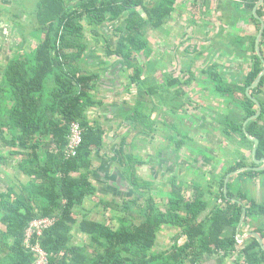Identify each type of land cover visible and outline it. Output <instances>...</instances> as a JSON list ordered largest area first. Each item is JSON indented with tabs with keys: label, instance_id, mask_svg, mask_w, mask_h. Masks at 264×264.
Instances as JSON below:
<instances>
[{
	"label": "trees",
	"instance_id": "trees-1",
	"mask_svg": "<svg viewBox=\"0 0 264 264\" xmlns=\"http://www.w3.org/2000/svg\"><path fill=\"white\" fill-rule=\"evenodd\" d=\"M178 1L37 0L30 13L32 23L37 24L32 36L42 35L41 41L30 49L23 33V41L15 45L17 52L5 63L0 82V163L8 165L11 159H19L17 169L24 177L22 181L17 176L19 183L11 181L6 191H0V264L36 263L38 254L25 245L26 232L34 220L46 217H56L58 222L33 241L48 254L49 264H200L206 256L233 258L237 264H264V249L256 237H247L243 244L237 240V228L246 211L245 225L252 222L251 232L264 241V201L253 198L246 185L260 177L264 180V170L242 172L229 181L227 192L225 189L228 175L250 166L246 155L233 151L239 159H232L207 186L174 176L164 193L166 184L157 186L153 180V186L147 185L139 175V168L147 161L135 149L137 140L155 138V99L166 100L174 112L187 107L188 103L176 101L187 96L183 88L197 79L191 67L185 66L188 79L167 76L161 85L148 86L151 75L159 71L158 64L151 61L155 52L149 35L163 31L169 24ZM199 1L194 0L202 9L206 0ZM225 2L218 0L217 5L235 8L231 15L224 14L228 19L223 21L225 25L233 28L242 16L249 15L254 34L228 33L231 39L225 44L226 50H221L222 55L250 60V68L243 76L231 71L224 74L223 66L214 63L203 75L208 77L212 94L227 106L215 119L218 129L232 143L245 145L252 152L254 143L244 125L258 112L247 89L264 68L255 48L261 29V21L254 14L259 0ZM7 5L0 1V22L11 12ZM258 15L264 18V4ZM17 18L14 13L10 21L24 32ZM87 27L92 36L86 35ZM105 28L111 29L115 43L105 36ZM222 29L221 36L226 27ZM94 38L101 39L104 57L121 60L124 68L115 73H129L127 91L133 86L138 89L134 105L124 107L119 114L128 132L119 145L123 169L118 177L123 174L133 192L126 200L103 201L105 209L116 210L109 221L88 217L81 220L76 213L88 198L98 195L93 182L95 157L106 147V128L89 116L91 109L104 106L97 93L106 75L88 67ZM261 51L264 57V34ZM106 76L114 83L111 74ZM251 94L261 104L262 113L247 124L246 130L259 140L256 159L263 160L264 77ZM148 103L154 104L152 112ZM73 122L81 124L84 141L78 155L67 159L65 149ZM181 138L171 137L174 153L167 150L176 160L190 139L187 135ZM251 164L258 167L252 156ZM155 189L166 196L165 205L159 204ZM165 228L178 232L170 248L157 251ZM76 232L87 236V240L76 242Z\"/></svg>",
	"mask_w": 264,
	"mask_h": 264
},
{
	"label": "rangeland",
	"instance_id": "rangeland-1",
	"mask_svg": "<svg viewBox=\"0 0 264 264\" xmlns=\"http://www.w3.org/2000/svg\"><path fill=\"white\" fill-rule=\"evenodd\" d=\"M3 1V3H7L5 0H0ZM190 2H193L194 0H189ZM213 1V0H212ZM218 0H214L211 2L212 10H213V16L211 15V23H212V28L208 33V39L202 40L203 41V46L207 47L209 49V55L205 58H200V56H193V57H186V62L183 56V61L181 63V67L175 68V64L173 63L174 60L179 62V59H175L177 57L176 53L175 54V48H177L179 39L181 35H185V32L180 31L177 32L173 28V24L169 23L166 25L163 29V31L160 32H155L149 35V40L152 44V47L154 48V52H156V55L154 54L151 61H155L156 64H158V57L163 58L164 54L163 51L166 50V64H167V69H166V76H174L175 73H179V70H184L183 68L186 67H191L192 73L194 74V77L197 78L194 82L191 83V85H188L187 87L183 88L185 92H187V96L185 98L178 99L176 101V104L179 102H185L188 103L187 107L181 108V109H176L172 110L171 106L166 105V100L164 102H157L155 99V110L153 111V119L157 120V132L154 134L155 138L151 140L149 137H146V139H150L152 142H140L137 140V147L135 149L136 154L140 156H146L149 155L148 160H150L152 166L150 168H147L146 170L143 171V176L146 177L147 171L150 173V175L157 176L159 181L161 182H156L157 186H161L162 183L166 184L165 190H163L164 193H166L170 189V179L171 177L174 176H179L183 182H195L199 183L201 182L205 186H207L209 183H212V179L215 175L220 173V171L224 170V168L228 167L232 159H236L239 157H236V155L233 153V151H240V154H244L247 156V162L248 164H251V149L248 148L245 145H236L235 143H232L231 140H229V137L225 136L219 128L217 121L215 120L217 117L220 116L219 111L221 112L224 108H227L225 104L222 103V99L220 97H217L212 94L209 82L207 81V75H203L204 70H208L213 66L214 63L221 64L223 66V73H229L234 72L235 74H240L243 76L246 72H248L250 68V60L245 61V60H238L235 57H230V56H223L222 55V49L223 51L226 50L225 44L229 42L231 39V36H237L242 34L244 32L245 34L252 35L254 32L253 28V23L251 22V19L249 15L247 16H242V20L237 22V24L232 28L231 26L225 25L226 30L224 34L221 36V31H222V23H221V17L218 20V17L220 15L215 14L216 6ZM230 1V2H240L242 0H226L225 4ZM12 13L18 14L20 23L24 25L25 29V34L26 38H28L27 43H28V48L33 49L35 48L39 42L41 41L42 35H33V29L37 25L35 23H32L34 21L33 16L30 15V13L33 12L37 0H9ZM199 3H202L200 0ZM204 4V3H203ZM196 7H198V11H196V17L202 16L199 8L200 5L195 4ZM227 9V14L231 15V13L235 12V8L233 9L230 7V5L226 6ZM229 10V13H228ZM11 11V10H10ZM9 12V11H8ZM142 12V11H141ZM143 13V12H142ZM215 14V15H214ZM30 15V16H29ZM195 17V18H196ZM215 20V21H214ZM7 21V20H6ZM226 21V20H225ZM7 28H9V33H11L10 37L8 38L9 40L3 41V46L0 49V70H2L5 66V61L4 58L6 56L10 57L14 53L17 52V49L14 45H11V41L13 42L15 40V36L13 33L16 32V28L14 25V22H11L8 20L7 22ZM227 24L226 22H223V25ZM231 32V36L228 37V33ZM254 34V33H253ZM87 36H92L91 35V29L87 27L86 31ZM186 36V35H185ZM110 41L111 43L116 42V38L114 34H110ZM88 39H90L88 37ZM95 41H97L96 38H94ZM165 42V46L162 47L160 42ZM222 43V45H220ZM202 43L200 42V46ZM198 46V45H197ZM228 47V45H227ZM200 48V47H199ZM103 49V48H102ZM102 49H97L100 54L104 55V51ZM213 50V51H212ZM212 51L213 54L210 53ZM205 53L207 54L206 50ZM252 52H249V55ZM102 55V56H103ZM183 54H180L182 56ZM91 56V55H90ZM93 61H95L96 66L98 67V62H103L101 57L98 56H92ZM106 58V57H105ZM116 58H111L108 59L106 58L109 63H113V60ZM188 59H193L194 62L191 64ZM143 61L145 59L142 58ZM181 62V61H180ZM96 66L93 65V69L96 72H100L101 74H104L103 69V64H101V68H97ZM121 68H118L117 70H121ZM124 74V73H123ZM233 74V73H232ZM117 76V77H116ZM119 76V73L116 72L113 75L112 81L114 83L106 81L105 76H103L102 81L100 84L102 86H106L105 88L111 87V90L113 92H116L114 95H111L108 93L107 90H102V95L100 93V96L105 97L109 107L104 110V107H97L91 109L89 112V116L91 120H97L103 118V115L105 116L106 113L109 114V116L114 117L116 114L112 111H110L111 105H117L124 103L126 100L128 101L129 99L133 100L135 98L136 94V89L132 88L131 93L127 91L126 87L128 86L129 83V75L123 76L121 78ZM164 74H162L159 78H156L153 76L149 79V84H153L152 86H155L158 84V82L161 79H164ZM189 77L186 75H182L181 79L186 80ZM110 79V78H107ZM2 78L0 75V82ZM108 86V87H107ZM176 88L173 90L175 91ZM105 94V96H104ZM110 95V96H109ZM124 96V97H123ZM125 99V100H124ZM110 100V101H109ZM128 101V104L130 102ZM228 102H231L230 100H227ZM127 104V103H126ZM125 105V104H124ZM150 106V110H152V107L154 104L148 103ZM150 112V111H149ZM121 121H123L121 119ZM123 123V122H121ZM123 127H116L118 128L117 130L116 127L111 126L114 130L111 135L108 133L106 136V147L100 151L97 152V154L103 158L101 160L97 161V164L99 165L100 168L105 166L110 162V170H111V175L116 172V170L123 169L122 165L119 163L122 160H118L120 153L117 155V149L119 150V145L121 144L122 141V136H126L128 132V126H125L126 124H122ZM119 131V134L117 133ZM245 131V129H244ZM246 133V131H245ZM189 137L188 141L184 145L183 149L178 153V160L174 159L175 156L171 155L167 152L168 149H171V152L174 153V144L170 145V138L171 137H177L179 139H182L181 137ZM181 136V137H180ZM172 146V147H170ZM161 147V148H160ZM253 153V152H252ZM96 154V155H97ZM121 157V156H120ZM253 157V155H252ZM143 158V157H142ZM144 159V158H143ZM142 159V160H143ZM254 159V158H253ZM18 160L19 159H11L10 163L8 165H3L0 163V170H2L3 174L0 176V182H4V185L7 186L6 184H10L11 181L14 183H19L21 179L24 181V177L22 173L19 172L17 169L18 165ZM147 160V159H146ZM111 161L113 163H111ZM107 162V163H106ZM156 164L159 166V169L161 170V174L157 175V173L152 174L154 170V165ZM261 164V163H260ZM258 164V165H260ZM140 169V168H139ZM142 170V169H140ZM148 173V174H149ZM17 175H19L17 179ZM148 175V177H150ZM5 176V177H4ZM235 176L237 174H232L230 176V180L234 181ZM120 178V177H119ZM8 179V180H7ZM121 179V178H120ZM145 183H148L147 185L150 184L155 178L150 177V178H144ZM127 182V180H126ZM104 183L110 184L109 181L104 180ZM152 185V184H150ZM247 188L249 189L251 195L253 198H255L257 201H264V180L262 178L256 179L254 182L248 184L246 182ZM153 186V185H152ZM99 187V185H98ZM130 188H120V193L117 196V199L119 201L126 200L128 195L132 194L131 191L130 193ZM154 193L157 195V200L159 204L165 205L166 203V196L161 194H158V191L155 189ZM110 195V194H109ZM107 195L105 192L99 193V195L95 197H90V200L97 201L96 199L100 196L102 200H117V199H112ZM97 197V198H96ZM164 203V204H163ZM215 203V199H214ZM164 207V206H163ZM103 213L102 214H96L94 215V219L96 221H109L111 216L116 215V210L114 209H105L104 206H101ZM77 209V218H82V211L83 209ZM98 213V212H97ZM251 223L250 222L248 225L243 228V232L248 233V231L251 230ZM177 230L173 231L170 228H165L164 231L160 234L159 240H158V247L157 251H162L165 249H168L172 246L173 244V237L177 234ZM77 238H79V242H84L87 239L82 240L83 236H79V232L76 233ZM244 234V233H242ZM82 238V239H81ZM82 240V241H81ZM242 241V240H241ZM183 242V241H181ZM242 246V245H241ZM240 246V248H241ZM215 261L218 262V260L215 259ZM234 262L236 264V261L232 258L231 262ZM242 258L240 259V262H242ZM205 263L207 260L204 261ZM214 262V260L209 261ZM218 264H228V259H219Z\"/></svg>",
	"mask_w": 264,
	"mask_h": 264
},
{
	"label": "crops",
	"instance_id": "crops-1",
	"mask_svg": "<svg viewBox=\"0 0 264 264\" xmlns=\"http://www.w3.org/2000/svg\"><path fill=\"white\" fill-rule=\"evenodd\" d=\"M146 1H147L148 4H150L153 0H146ZM203 1H205V0H203ZM213 1L212 0H206L205 1L206 3L204 2V4H203L204 6L202 5V9L199 8V11H200V13H201L202 16H198V17H196V11H198V7L195 6L196 3L194 1L193 2H190L189 0H179L177 2L176 6H175L176 7V11L174 12L173 18H172V20L169 23H172L173 24V28L177 32H180V31L185 32V35L186 36L185 35H181L180 36L179 43L177 45L178 47L175 48V54L178 53V54H176L177 57L175 59H179L178 60L179 62H177L175 60L173 62L175 64V68L176 69L179 66L181 67V63H182V61L184 59H185V62L187 61L186 60V57H188V56L191 58L194 55L195 56H198L199 55V56H201V58H204V57L206 58L209 55V49L207 47H204L203 46V41L209 38L208 37L209 31H213V30H211L212 28H210V30H209V27H212L213 26L212 23L210 22L211 19H212L211 18V15L213 16V10L211 9L212 8L211 2H213ZM215 6H216L215 9H217L216 12H215V14L220 15L218 17V20H219L220 17H223V20H220L221 23H222V27H223V26H225V24L223 25V21L224 20H226V21L228 20L227 18L224 17V14L227 13V9L228 8H222L219 5H215ZM219 8H222V9H219ZM228 13H229V10H228ZM143 14H144V12H143ZM262 19L264 20V18H262ZM104 31H105V33H104L105 36L108 37V39L110 41V38H111L110 37V34L111 35L113 34L111 32V29L110 28H108V29L105 28ZM247 35H249V34H247ZM104 42H105V40H104ZM200 42L202 43L201 46H200ZM160 43H161V46L162 47L165 46V42L162 41ZM102 48H103V43H102L101 39H97V41H95V40L92 41L91 50L88 53V55H89L88 67L91 70H93L94 72H96L93 69V65L96 66V64H95V61H93L94 58H92V56H98L99 55L101 57L102 61H103V62H100V61L98 62L99 69L101 68V70H102L101 64H103V67L105 68V69H103V71H104L103 73L106 74V75L107 74H111L113 76L115 74L116 69H118V67L119 68L122 67V69L124 68L122 66L123 64H122L121 60H119L117 58L114 59L113 60V63L110 64L109 61L106 60V58L104 57V55L103 54H100V52L97 50V49L100 50ZM205 50H206L207 54L205 53ZM212 51H210L211 54H213ZM166 52L167 51L164 50L163 51V54L166 55ZM180 54H183V55L180 56ZM155 55H156V52H155ZM183 56H184V59H183ZM157 61H158V69H159V71H158V73L156 75H151V77L153 78V76H154L156 78H159L162 74H164L165 75L164 76V79H161L158 82V84L161 85V83H164V80L167 77L166 76V73H167L166 72V69H167V64H166L167 58L165 56L163 58H159L158 57V60ZM189 61L191 63L194 62L193 59H188V63H189ZM144 63H145V61H144ZM187 68H189V67H187ZM125 75H129V73L128 72H122V71H120L119 76L121 78H123V76H125ZM182 75H186L185 71L184 70H179V73H175V75L173 77L174 78H180L181 79V76ZM105 78H108V77L106 76ZM151 85H153V84L150 83L148 86L151 87ZM105 87L106 86H102L100 84V89H99V91L97 93V96H99V98L102 99L103 102H104V106H103L104 107V110L106 108H108L109 105H110V104H108L109 102H107V100L105 99V97L100 96V93L102 95V92H101L102 90H104V89L107 90V88H105ZM132 88H135L136 89V94H137V92H138L137 87L136 86H133ZM107 91L110 94L112 93L111 95H114L116 93V92H113V90H111V87L110 88L108 87V90ZM129 92H130V94H132L131 93V90ZM136 94H135V96H136ZM104 96H105V94H104ZM128 101L126 100L124 103H121L120 105L119 104H117V105H115V104L114 105H111V108L112 109L110 111H112V112H114L116 114L114 117L109 116V114L106 113L105 116L103 115L102 120L101 119H97V121H99L106 128L107 134L109 133L111 135V133L114 132L113 131L114 129L111 126L116 127V125H117L119 128L120 127H123L122 124L124 123V119L119 114L121 112H123V108L124 107H127L128 108L130 105H134V98H133V100L132 99L130 100L129 104H128ZM151 112H152V110H151ZM121 119L123 121H121ZM154 120H156V119H154ZM121 122H123V123H121ZM125 126H128V125L126 124ZM117 129L118 128L116 127L115 130H117ZM117 133L119 134V131H117ZM107 136H106V138H107ZM123 137L124 136H122V138ZM142 142H152V141L150 139H145L144 138V139H142ZM118 154H119V150L117 149V155ZM143 157L145 159H147L146 160L147 161V164L140 168L142 170L139 169V175L142 178H145V179L146 178L153 177V178H155L154 181L158 182L159 181L158 177L157 176H154V175L151 176L148 171H147L146 177L143 176V171L146 170L147 168H150L152 166L150 160H148V158H147V157H149V155L146 154V156H143ZM101 158H103V157L99 156L98 154L95 157V172H94L95 179H93V182H94V185L97 187V191H98L97 193L99 195L100 191L101 192H105V193H107V195L110 194L109 196L112 197V199H117V196L120 193V188H126V189H128V188H130V186L127 185L126 184V180L123 179V177H122L123 174L121 176H119L121 179L118 177V175H120L122 173V170L121 169L120 170H116V172L111 175V173H110L111 172V170H110V167H111L110 162L108 164H106L105 166H103L102 168H100L99 165L97 164V161L98 160H101ZM118 160H121V157L120 156H119ZM111 163H113V162L111 161ZM119 163L121 165L123 164L122 161H120ZM153 165H154V170H153L152 174L157 173V175H160L161 174V170L159 169V166L156 165V164H153ZM1 174H3L2 170H0V176H2ZM148 175H150V177H148ZM17 176H19V175H17ZM104 180L109 181L110 184L104 183ZM159 182H161V181H159ZM6 185L7 186L4 185V182H0V191H3V192L6 191L8 189V187H9V184H6ZM98 185H99V187H98ZM96 200L97 201H93L92 202V200H90V198L87 199V202L85 203V205L83 207L79 208V210L80 209H83L82 215H81L82 218H79V219L82 220L83 218H86V217H88L90 219L91 218L94 219L95 213L97 215L103 213V210L101 208V206H104L103 205L102 198L99 196ZM109 201H113V200L110 199ZM109 201L108 200H104V202H109ZM104 210H105V208H104ZM79 236H83L82 237L83 239L81 238L82 240L87 239V236L83 235L80 232H79ZM78 239L79 238L76 237V240L75 241L76 242H79ZM228 264H232V262H228Z\"/></svg>",
	"mask_w": 264,
	"mask_h": 264
},
{
	"label": "built area",
	"instance_id": "built-area-1",
	"mask_svg": "<svg viewBox=\"0 0 264 264\" xmlns=\"http://www.w3.org/2000/svg\"><path fill=\"white\" fill-rule=\"evenodd\" d=\"M83 129L79 122H73L70 127L68 136V144L65 149L66 158H74L78 155L79 149L83 144ZM58 222L56 217H46L34 220L26 232L25 245L33 252L38 254V259L35 264H49L48 254L41 248L38 242L33 241L35 236H42L44 231L51 229ZM36 239V238H35Z\"/></svg>",
	"mask_w": 264,
	"mask_h": 264
},
{
	"label": "water",
	"instance_id": "water-1",
	"mask_svg": "<svg viewBox=\"0 0 264 264\" xmlns=\"http://www.w3.org/2000/svg\"><path fill=\"white\" fill-rule=\"evenodd\" d=\"M263 4H264V0H259V2L257 3V5H256L255 8H254V14H255V16L261 21V29H260V31H259V33H258L257 38H256L255 48H256V52H257L258 56L262 59V61H263V65H264V57H263V54H262V51H261V40H262V37H263V34H264V20L258 15V9H259L261 6H263ZM263 77H264V68H263V70L260 72V74L258 75V77L256 78V80L253 82V84L251 85V87H249V88L247 89V95L249 96V98H250L251 100H253V101L258 105V108H259L257 114L254 115L253 117L249 118V119L247 120V122L245 123V127H244V128H245V131H246V135H247L248 138L251 140V142L254 143L253 156H254V159H255L256 164H260V163H263V164H264V159L261 160V161H259V160L256 159V154H257V149H258V145H259V140H258L257 138H255V137L251 136V135L247 132V130H246V126H247V124H248L249 122H251V121L257 119V118L261 115V113H262V106H261V104H260V103H259V102H258L253 96H252L251 91L254 90V89H256L257 87H259V85H260L261 80H262ZM246 170H250V168L240 169V170L236 171L234 174H239V173H242V172H244V171H246ZM254 170L260 172V171L264 170V165H263L261 168L259 167V168H256V169H254ZM230 176H231V175H228L227 178H226V181H225V189H226V192H227V189H228V183H229V178H230ZM245 216H246V211H244L243 218H245ZM242 220H243V219H242ZM240 225H241V224H240ZM240 225H239L238 231H239V229H240ZM252 235H253L254 237L257 238L258 242L261 244V246H262L263 249H264V241L262 240L261 236H260L259 234H257V233H252ZM238 238H239V241L244 240V237L238 236Z\"/></svg>",
	"mask_w": 264,
	"mask_h": 264
},
{
	"label": "flooded vegetation",
	"instance_id": "flooded-vegetation-1",
	"mask_svg": "<svg viewBox=\"0 0 264 264\" xmlns=\"http://www.w3.org/2000/svg\"><path fill=\"white\" fill-rule=\"evenodd\" d=\"M7 3L6 4H8L7 6H8V8H10V10H11V12H12V9H11V5H10V2H9V0H5ZM7 9H5V11H6ZM11 12H9V14H7L8 15V17L6 18H3L2 20H1V22H0V29H1V34H0V49H1V47L3 46V41L5 42V41H7V40H9L8 38H11L10 37V35H11V33H9V28H7V27H5V26H7L8 24H7V22H8V20H11L12 19V15L14 14V13H12L11 14ZM18 15V14H17ZM19 16V15H18ZM18 19H19V17L17 18V20L15 19V21L16 22H18V23H20V21H18ZM7 20V21H6ZM19 20H21V18L19 19ZM22 26H23V31L24 32H21L18 28H16V32L15 33H13V35L15 36V40L12 42L11 41V45H17V44H19L21 41H23V39H24V37H23V33L25 34V27H24V25L22 24V23H20ZM25 36H26V34H25ZM27 40H28V38H27ZM8 42V41H7ZM9 59V57L8 56H6L5 58H4V61H5V63H6V61ZM251 63V62H250ZM5 67V66H4ZM4 70V68L2 69V70H0V75H2L3 73H2V71ZM1 78H2V76H1ZM258 106V105H257ZM259 109V108H258ZM257 114V113H256ZM251 118V117H250ZM248 120V119H247ZM247 120H246V122H247ZM245 126V125H244ZM245 129V128H244ZM252 152H253V150H252ZM251 152V156L253 155V153ZM252 158H254V156L252 157ZM259 161H261V160H259ZM254 162H255V159H254ZM256 163V162H255ZM258 165V164H257ZM264 164L263 163H261L260 165H258V167H256V168H261L262 166H263ZM246 168H250V170H254V169H256L254 166H252V165H250V166H247V167H245V169ZM247 171V170H246ZM249 171V170H248ZM263 171V170H262ZM245 172V171H244ZM258 172V171H257ZM261 172V171H260ZM235 173V172H234ZM234 173H232V174H234ZM232 174H230V175H232ZM240 174V173H239ZM239 174H237V175H239ZM260 178H263V177H260ZM229 181H230V178H229ZM229 184V183H228ZM251 194V193H250ZM253 197V196H252ZM245 218H246V216H245ZM245 218H243V216H242V219H241V221H240V229H239V231H238V228H239V226H238V228H237V240H238V243L239 244H243L244 242H245V239L247 238V237H249V236H253L252 235V233H255V232H251V230L250 231H248V233H245V232H243V228H245V223H244V221H245ZM242 233H244V234H242ZM238 236H241V237H244V240H242V241H239V238H238ZM222 257L220 256V257H217V258H211L210 256L209 257H205V259L204 260H202V261H200V264H218V263H220L219 262V259H221ZM215 259L216 260H218V262L217 261H215ZM223 259V258H222ZM237 259L240 261V259L237 257ZM205 260H207V262L205 263L204 261ZM210 260H214V262H209ZM226 260V259H225ZM235 260V259H234ZM228 262H231V259H228ZM227 262V263H228ZM232 264H234V262L232 261ZM237 264V263H236Z\"/></svg>",
	"mask_w": 264,
	"mask_h": 264
}]
</instances>
